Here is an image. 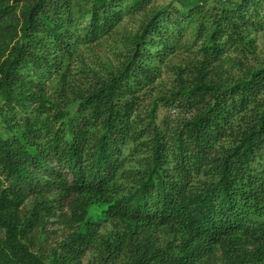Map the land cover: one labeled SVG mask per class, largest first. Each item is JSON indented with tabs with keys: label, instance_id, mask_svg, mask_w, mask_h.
<instances>
[{
	"label": "trees",
	"instance_id": "1",
	"mask_svg": "<svg viewBox=\"0 0 264 264\" xmlns=\"http://www.w3.org/2000/svg\"><path fill=\"white\" fill-rule=\"evenodd\" d=\"M210 1L0 0V264H264V64L217 69L264 0ZM137 16L121 65L69 97L78 46ZM180 49L200 58L142 118ZM162 101L188 117L161 130Z\"/></svg>",
	"mask_w": 264,
	"mask_h": 264
},
{
	"label": "rangeland",
	"instance_id": "2",
	"mask_svg": "<svg viewBox=\"0 0 264 264\" xmlns=\"http://www.w3.org/2000/svg\"><path fill=\"white\" fill-rule=\"evenodd\" d=\"M178 0H152L151 7L162 8L164 6H178ZM187 3H197L199 0H184ZM226 0H221L225 2ZM235 1V0H230ZM212 2V3H211ZM218 1L211 0V4H218ZM140 16L125 18L118 26L116 32L110 37H104L99 42L90 45H79L76 57L72 62L71 69L66 73V91L69 97H74L80 91H85L92 86L90 75L106 76L112 68H118L123 62L122 54L128 51V39H131L139 25ZM249 40L250 46L244 47V51L239 56L233 51H228L223 58L226 59L218 71L222 78L241 76V68L231 67L232 61L241 58L243 64L257 68L264 64V27L259 31H253ZM243 53V54H242ZM200 58L197 50L180 49L167 56L163 63H156V69L160 75L158 79L146 89H142L136 94V105L139 107L142 118L147 111L152 108L156 98L166 96L169 92L177 90L174 85V72L179 67H186L195 63ZM243 67V66H242ZM178 103H167L162 101L155 112V122L161 130L165 127L176 125L178 121L188 117L187 112L179 107Z\"/></svg>",
	"mask_w": 264,
	"mask_h": 264
}]
</instances>
